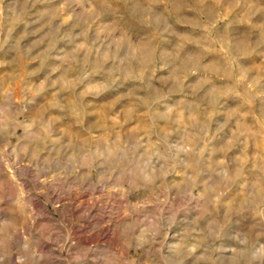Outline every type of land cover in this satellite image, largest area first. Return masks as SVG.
Here are the masks:
<instances>
[{"label": "rangeland", "instance_id": "374dc122", "mask_svg": "<svg viewBox=\"0 0 264 264\" xmlns=\"http://www.w3.org/2000/svg\"><path fill=\"white\" fill-rule=\"evenodd\" d=\"M0 264H264V0H0Z\"/></svg>", "mask_w": 264, "mask_h": 264}]
</instances>
